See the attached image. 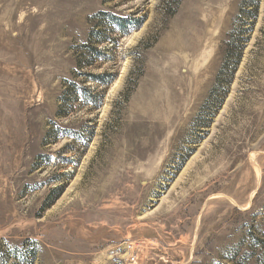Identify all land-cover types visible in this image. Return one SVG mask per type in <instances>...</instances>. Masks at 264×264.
<instances>
[{
  "label": "rangeland",
  "instance_id": "rangeland-1",
  "mask_svg": "<svg viewBox=\"0 0 264 264\" xmlns=\"http://www.w3.org/2000/svg\"><path fill=\"white\" fill-rule=\"evenodd\" d=\"M176 1L0 0V264H264V0L217 85L242 0Z\"/></svg>",
  "mask_w": 264,
  "mask_h": 264
},
{
  "label": "trees",
  "instance_id": "trees-1",
  "mask_svg": "<svg viewBox=\"0 0 264 264\" xmlns=\"http://www.w3.org/2000/svg\"><path fill=\"white\" fill-rule=\"evenodd\" d=\"M106 1H115V0H105ZM124 2V0H120ZM181 0L176 1V6L180 5ZM261 0H242L241 1V10L239 15L235 18L233 22L232 32L229 34L227 42L225 43L224 49V59L223 65L219 70L217 75L215 84L220 83V79L223 75L228 73L230 76V82L234 76V73L237 69V66L242 58L243 50L246 44L249 42L250 34L253 31V28L258 20L259 12H260ZM176 13V9L171 12L170 16ZM100 16H106L110 19V23L115 27L116 32L118 34H113L114 31L108 32L105 34L103 38L97 40L98 46H94L96 43L92 42L94 38V32L92 34V41L89 42L88 45L81 46L82 48H86L88 52L92 53V58L98 57L99 59H105L107 57L108 51L103 48H99L102 44L106 42L115 43L117 42V35H128L135 30H139L146 19L144 17L140 18H132L131 16L128 18H123L120 16H116L110 13L101 12ZM110 24V25H111ZM113 45L112 47H114ZM96 60H91L88 62H77L78 68L83 67H92L94 66V62ZM89 78L93 80V82L97 83L100 86H108L110 85L116 78L115 74H88ZM229 82V83H230ZM83 84H79L76 80H65V92H63L61 96V105L59 113H62L63 109L67 107L68 111L64 114L67 115L70 113L72 109L70 104L75 103H83V104H91L94 109H100L103 105L104 100V92L92 91L90 88L86 87ZM212 91L211 95L214 93ZM36 259V250L34 252H21V258L19 259L18 264H34Z\"/></svg>",
  "mask_w": 264,
  "mask_h": 264
},
{
  "label": "built area",
  "instance_id": "built-area-1",
  "mask_svg": "<svg viewBox=\"0 0 264 264\" xmlns=\"http://www.w3.org/2000/svg\"><path fill=\"white\" fill-rule=\"evenodd\" d=\"M129 260L132 264H136L137 263V256L132 252Z\"/></svg>",
  "mask_w": 264,
  "mask_h": 264
},
{
  "label": "bare ground",
  "instance_id": "bare-ground-1",
  "mask_svg": "<svg viewBox=\"0 0 264 264\" xmlns=\"http://www.w3.org/2000/svg\"><path fill=\"white\" fill-rule=\"evenodd\" d=\"M201 50V49H200Z\"/></svg>",
  "mask_w": 264,
  "mask_h": 264
}]
</instances>
